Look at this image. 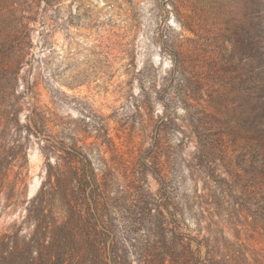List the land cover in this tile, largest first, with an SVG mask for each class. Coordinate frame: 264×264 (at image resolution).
<instances>
[{
	"label": "rangeland",
	"instance_id": "374dc122",
	"mask_svg": "<svg viewBox=\"0 0 264 264\" xmlns=\"http://www.w3.org/2000/svg\"><path fill=\"white\" fill-rule=\"evenodd\" d=\"M246 32L257 41L251 65L257 63L258 86L264 0H0V153L23 142L27 198L43 179L45 157L40 136L16 141L14 118L22 122L34 108L44 110L52 119L48 130L65 135L66 142L76 133L107 129L117 148L102 156L112 162L116 154L128 159L145 152L168 113L172 122L160 136L168 146L185 232L208 247L219 243L227 264H264V192L257 182L264 146L259 117L250 112L255 95L244 98L240 90L250 83L241 50ZM180 52L194 59V72L213 91L211 100L206 91L202 106L190 111L172 73ZM258 95L257 89V101ZM191 113L209 121L212 137L223 131L228 140L213 150L217 182L210 180L208 191L202 174L193 169L191 175ZM8 158L15 170L18 158ZM148 182L155 191L156 180L149 176ZM207 192L210 205L201 197ZM22 210L21 203L0 209V234L19 224ZM206 250L202 246V254Z\"/></svg>",
	"mask_w": 264,
	"mask_h": 264
},
{
	"label": "trees",
	"instance_id": "16d2710c",
	"mask_svg": "<svg viewBox=\"0 0 264 264\" xmlns=\"http://www.w3.org/2000/svg\"><path fill=\"white\" fill-rule=\"evenodd\" d=\"M246 33L241 50L250 65L246 70L250 83L240 90L244 98L255 95L250 112L259 117L258 140L264 146V66H260L257 86V63L251 65L257 41ZM193 63L192 57L181 52L173 57L172 73L178 74V96L187 111L202 106L206 91L209 100L213 98V91L209 94V88L203 87L208 81L202 73L194 72ZM220 94L225 96L224 90ZM167 114L159 118L161 128L172 122ZM51 120L47 112L34 108L22 122L19 118L13 121L16 141L32 136L42 140L39 147L45 157V172L30 198L25 195L29 169L23 142L17 143L16 151L4 156L0 153V200H5L0 209L17 203L23 209L19 224L0 234V264H227L219 243L208 247L185 232L187 225L169 171L168 146L161 140V128L155 130L145 152L128 159L116 154L110 162L102 153L117 147L107 129L100 127L104 133L82 137L76 133L66 142L65 135L48 130ZM210 126L206 118L193 113L187 119V136L196 140L191 175L193 169L202 174L207 191L210 180L217 182L213 150H222L228 142L223 131L212 137ZM91 136L95 140L87 142ZM7 157L18 158L15 170ZM149 176L157 182L155 191L149 187ZM257 177L264 192V163ZM208 195L201 197L210 205ZM202 246H207L204 254Z\"/></svg>",
	"mask_w": 264,
	"mask_h": 264
}]
</instances>
